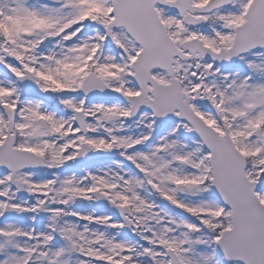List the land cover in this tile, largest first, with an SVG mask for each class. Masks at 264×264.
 <instances>
[{
	"label": "snow or ice",
	"instance_id": "obj_1",
	"mask_svg": "<svg viewBox=\"0 0 264 264\" xmlns=\"http://www.w3.org/2000/svg\"><path fill=\"white\" fill-rule=\"evenodd\" d=\"M0 264H264V0H0Z\"/></svg>",
	"mask_w": 264,
	"mask_h": 264
}]
</instances>
